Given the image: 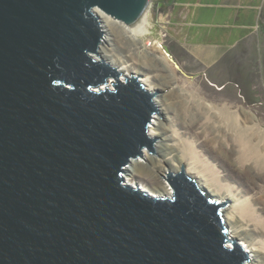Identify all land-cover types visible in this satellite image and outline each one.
Here are the masks:
<instances>
[{
  "label": "water",
  "instance_id": "obj_1",
  "mask_svg": "<svg viewBox=\"0 0 264 264\" xmlns=\"http://www.w3.org/2000/svg\"><path fill=\"white\" fill-rule=\"evenodd\" d=\"M151 1L0 0V264L249 259L227 204L184 170L165 176L168 197L125 184L133 160L155 156L159 94L94 55L103 16L133 27Z\"/></svg>",
  "mask_w": 264,
  "mask_h": 264
},
{
  "label": "bare ground",
  "instance_id": "obj_2",
  "mask_svg": "<svg viewBox=\"0 0 264 264\" xmlns=\"http://www.w3.org/2000/svg\"><path fill=\"white\" fill-rule=\"evenodd\" d=\"M150 6L151 2L148 5L141 21L133 27H127L113 18L103 16L102 22L106 36L104 41L105 43L107 42L108 35L111 44L109 45L103 42L97 55H94V58L97 61L100 62L102 60L112 68H118V70L122 73L121 80H124L125 76L139 75L140 81L145 84L146 89L150 93H163V97L159 100L154 99V103L159 112L162 113L164 119L161 120L157 116L153 117L151 126L148 128V136L150 138L160 139V143L156 146V157L144 150L142 157L138 160H133L130 166L126 168V174L124 176L125 184L132 188H138L143 193L152 197H168V191L164 182L165 176H167L174 169H177L178 172L184 170L187 176L192 177L196 181V184L202 191H206L210 197L219 201L221 204H227L223 208L225 226L228 230V235L233 240H237L239 243L241 242L238 245L248 254L249 259L245 262V264H264L263 261L259 260L261 257L258 256L262 255V257H264V182L262 185H259L260 196H257L259 198L249 197L244 191H238L234 188V186L227 183L224 178L225 176H221V174L215 170V166L212 163L214 161L206 158L204 154H201L206 146L202 144L200 137L198 138V133L195 134L197 137L194 135L196 138L192 137V141L188 140L190 137L188 128L191 126V123H189V121H191V118H189L190 110L184 108L183 105H180L178 108L175 106L177 104L173 102L174 99H178L177 95L182 98H187L188 93H185L183 88L176 86L175 79H173L171 74H169L171 82L169 81L168 86L166 85L164 88L165 90L162 92L159 91L161 89L160 85L164 84L157 83V78L153 79L152 76L153 74L157 77V72L156 74H154V72H148L144 73L142 76L140 75V68L143 66L151 67L157 61L166 65V68H168L170 72H172L174 68L173 62L160 49L161 46L148 41L146 38L151 34L152 27L148 17ZM118 38V43H120L119 45L127 47V54L132 57V60L130 59V61H128L124 59V57H121L119 52L115 51L113 43L116 42ZM111 84L112 82L109 83V87L113 90ZM190 85H188V88ZM191 88L193 89V87ZM182 92L184 93V96ZM190 92H192V90ZM199 98L201 99L202 105L209 108L208 111L216 109L213 108L214 106L212 107V105L205 104L201 97ZM200 99H197L199 106L201 104L199 102ZM186 102H189V100H183V103ZM226 106L225 108H228ZM204 110L206 111V109ZM218 111L222 113V110L219 109ZM238 111L240 110L238 109ZM238 111L235 110L233 111L234 113L228 112L229 114H233V121L239 120L238 116L240 112ZM200 113L202 112L200 111ZM220 113L218 115L219 120H213L214 123H217L215 126L220 129V132L223 130V133L221 132L220 135L218 134L220 136V140L216 139L213 142V145L215 144L214 146H220L219 148L223 147V138L226 136L225 134L227 131L228 133L231 132L230 130H225V128H227L228 116L227 118H224ZM251 121L252 122L248 123L249 125L247 124V128L243 127L245 130L249 129L250 131H254V133L251 134L247 132L249 137L248 141L240 134H233L229 138H234V141H231L234 143L231 144H233V147L235 146L240 149L235 151L237 155L246 150L254 151L251 146L254 147V145H260L262 142L261 140L264 139L260 136L259 132H255L258 127V121ZM204 122L207 121L204 119ZM209 124L211 123L209 122ZM202 129L204 128L202 127ZM214 129L212 128V130ZM213 132H215V130ZM201 133H204V130L201 131ZM200 136L205 137L206 133L201 134ZM251 137L253 139H251ZM242 139L245 140L244 143H242ZM251 157V160L253 161L252 164L256 167L255 174L258 177L259 175H263L262 177L264 178V162L259 163V161H256L253 154H251ZM237 160V165L240 164L239 166H241L244 159L239 161L237 156ZM246 162L250 163V160ZM133 166L144 170V175L142 176L140 171L137 169H135L134 172L130 171V168ZM228 247L233 249V245L231 243Z\"/></svg>",
  "mask_w": 264,
  "mask_h": 264
},
{
  "label": "rangeland",
  "instance_id": "obj_3",
  "mask_svg": "<svg viewBox=\"0 0 264 264\" xmlns=\"http://www.w3.org/2000/svg\"><path fill=\"white\" fill-rule=\"evenodd\" d=\"M169 3H170V0H152L151 1V6L148 12V17L150 19L152 27H151V34L147 36L146 38L148 41L153 42L156 45L159 44V46H161L160 49L162 50V52H164L163 49L165 50L166 48L171 49V51H173L175 55V58H173V60L177 64H175L168 57L173 62V65H174L172 72H170L169 69L166 68V65L157 61L151 67L143 66L142 68H140L141 70L140 75L142 76L144 73H148V72H154V74H156L157 72L158 74L157 77H155V75L153 74L152 76H153V79L157 78L156 80L157 83L164 84V85H160L161 89L159 91L161 92L165 90L164 88L166 85L168 86L169 81L171 82V78L169 74L172 75L173 79H175L176 86L183 88L185 93H188L187 98L186 97L182 98L181 96L177 95L178 99L173 100V102L177 104L175 105L176 107L179 108L180 105H183L184 108H186L187 110H190L189 118H191V121H189V123H191V126L189 127L190 129L188 128V132L190 135L188 140L192 141V137H195L196 136L195 134L198 133L197 134L198 138L200 137V141L202 142L204 146H206L201 152V154L202 155L204 154L206 158L214 161L212 163L215 166V170L218 171L219 174H221V176L223 177L225 176L224 178L227 181V183L234 186V188L237 189L238 191H241V192L244 191L246 194H248L249 197L260 196L259 194L260 186L259 185L263 184L264 178L262 177L263 175H259L258 177L255 174L256 167L253 166L252 164L253 161L251 160L252 158L251 154H253L254 159L256 161H259V163L264 162V152H263L264 139L261 140L263 143L261 142L260 145H254V147L251 146L252 150L256 152L246 150L237 155L235 151L239 148L235 146L233 147V144L231 143H234V142H231V141L232 140L234 141V138L233 139L232 137L231 139L229 138L233 134H240L244 137V139L248 141L249 137L247 135L248 134L247 132H249V134L254 133V131H250L249 129L245 130V128H247L249 125L248 123L252 122L251 120L258 121L257 122L258 127L255 132H259L260 136L264 138V91L260 90L261 83L254 82L253 85H250L249 89L247 90V93H245V89L242 88L246 86L245 82L242 79L238 80L239 84H231L227 86L221 92H218L214 88L210 87L211 84L209 85L205 81L206 78L203 77L200 73V69L202 68H200L199 65L191 64L192 61L189 57L184 55V53L180 52L179 50L173 47L171 48V45L169 44L170 39L167 37L168 35L166 32V27L169 22V19H168V4ZM108 37L109 36L107 35L106 43L110 45L111 41H109ZM105 39H106V36H105ZM118 41H119V38L116 40V42L113 43L114 45L112 44L115 48V51L119 52L121 57H124V59L128 61H130V59L132 60V57H130L127 54V50H126L127 47L120 46L119 45L120 43H118ZM249 50L250 51L248 54H250V61H253V57H251L253 56L252 48H249ZM240 63L242 67L243 62L241 61ZM221 64L223 63L220 62V65ZM220 65H218V67ZM226 75H227V72L224 69V75H222L221 79H224ZM211 79L215 81L219 80L216 77V75H211ZM220 81H224V80H220ZM188 85H190L189 88H188ZM191 87H193L194 90ZM191 90L192 92H190ZM155 93L159 95H157L154 99L159 100L160 98L163 97L162 96L163 93H160V92L159 93L155 92ZM182 94L184 96L183 92ZM198 96L203 99L202 101L205 104L212 105V107L214 106L213 108H216V109H212L208 111L209 108L202 105L201 99ZM181 98L184 101L188 99L189 102L183 103V100ZM197 99H200L199 101L201 103L200 106H199ZM225 106L228 108H225ZM203 108L206 109V111ZM219 109L222 110V113L218 111ZM238 109L240 111H238ZM235 110L240 112L238 116V119H239L238 121H233L232 120L234 118V116H232L233 114L228 113V112H233ZM200 111L202 113H200ZM219 113L221 114V116L223 115L224 118H227L228 116L227 128H225V130L226 131L230 130L231 132H233V133L231 132L228 133L227 131V133L225 134L226 138L225 137L223 138V141H224L222 143L223 147L221 148H219L220 146L218 147L217 145L214 146L215 144L213 145V142L216 139L220 140L219 135L221 134V132L223 133V130L220 132V129L215 126L217 123L213 122V120L215 119L219 120V116H218ZM158 116L160 117L161 120L164 119L162 116V113L159 112ZM204 119L207 122H204ZM209 122L211 124H209ZM202 127L204 129H202ZM212 128L213 129L217 128V129H214L215 132H213L214 130H212ZM206 129H209V130H206ZM203 130H204V133H201V131ZM205 133H206L205 137L200 136L201 134H205ZM151 139L158 141L154 144V153L156 156V152H157L156 146L160 143V139L159 138H151ZM244 139L241 140L242 143L245 142ZM251 139L253 138L251 137ZM161 142H162V139H161ZM237 156H238L239 161L244 159V161H242L243 163L241 162L242 163L241 166H239L240 164L237 165V162H238ZM245 160L246 161L250 160V163H247ZM252 166L255 168H253ZM135 169L139 170L142 176L144 175L143 174L144 170L140 168L138 169L137 167H134V166L130 168V171L134 172ZM152 183H156V182H152ZM234 241H236L237 244L241 243V242L239 243V241L237 242V240H234ZM258 256L261 257L259 258V260L264 262V257H262V255H258Z\"/></svg>",
  "mask_w": 264,
  "mask_h": 264
},
{
  "label": "crops",
  "instance_id": "obj_4",
  "mask_svg": "<svg viewBox=\"0 0 264 264\" xmlns=\"http://www.w3.org/2000/svg\"><path fill=\"white\" fill-rule=\"evenodd\" d=\"M168 19L171 48L199 65L210 87L221 92L242 79L245 93L254 82L264 91V0H170ZM166 51L175 58L171 49Z\"/></svg>",
  "mask_w": 264,
  "mask_h": 264
}]
</instances>
